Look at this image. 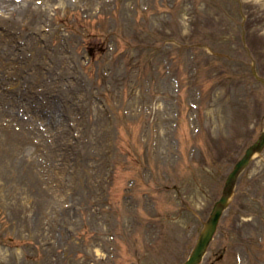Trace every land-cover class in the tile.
<instances>
[{
    "label": "rangeland",
    "instance_id": "374dc122",
    "mask_svg": "<svg viewBox=\"0 0 264 264\" xmlns=\"http://www.w3.org/2000/svg\"><path fill=\"white\" fill-rule=\"evenodd\" d=\"M253 66L264 0H0V264L184 260L264 128ZM210 261L264 264V149Z\"/></svg>",
    "mask_w": 264,
    "mask_h": 264
},
{
    "label": "water",
    "instance_id": "95a60500",
    "mask_svg": "<svg viewBox=\"0 0 264 264\" xmlns=\"http://www.w3.org/2000/svg\"><path fill=\"white\" fill-rule=\"evenodd\" d=\"M264 144V132L262 133L260 139L256 141L253 145H251L245 152L244 156L235 164L233 170L228 175V178L226 180L224 189H223V195L222 197L215 203L213 210L211 212V216L206 224L204 232L200 235L198 244L191 255L190 259L184 263V264H196L198 260L200 259V256L204 250V247L208 240L211 237L212 232L214 231L215 225L217 223V220L220 216V213L223 209V207L226 205L229 196L232 193L234 181L236 179V176L240 169H242L249 161L251 155L254 153V151H258L262 148Z\"/></svg>",
    "mask_w": 264,
    "mask_h": 264
}]
</instances>
